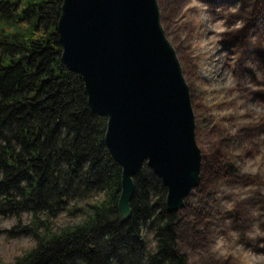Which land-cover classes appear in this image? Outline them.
<instances>
[{"label": "trees", "instance_id": "1", "mask_svg": "<svg viewBox=\"0 0 264 264\" xmlns=\"http://www.w3.org/2000/svg\"><path fill=\"white\" fill-rule=\"evenodd\" d=\"M61 2L0 0V212L30 213L29 225L9 232L36 242L8 264H188L179 211L166 209V188L145 163L130 216L119 219L121 168L104 141L106 118L61 60ZM73 211L80 222L53 228Z\"/></svg>", "mask_w": 264, "mask_h": 264}, {"label": "rangeland", "instance_id": "2", "mask_svg": "<svg viewBox=\"0 0 264 264\" xmlns=\"http://www.w3.org/2000/svg\"><path fill=\"white\" fill-rule=\"evenodd\" d=\"M158 3L162 26L190 89L195 136L205 164L199 185L178 213V247L188 264H239L238 252L224 259L210 251L222 239L229 251L242 245L259 261L264 257V247L259 246L264 243V0ZM203 4L207 9L197 7ZM237 5V12L232 13ZM221 19L229 28L238 20L244 23L213 44L208 25ZM198 41L205 47L195 46ZM219 158L232 167H222ZM245 166L256 168V173L242 171ZM30 216L28 212L20 217L0 212V222L15 218L11 230L20 231L29 225ZM82 218L78 211L60 212L53 228ZM33 241L31 233L14 235L0 229V260L12 262Z\"/></svg>", "mask_w": 264, "mask_h": 264}, {"label": "water", "instance_id": "3", "mask_svg": "<svg viewBox=\"0 0 264 264\" xmlns=\"http://www.w3.org/2000/svg\"><path fill=\"white\" fill-rule=\"evenodd\" d=\"M159 8L158 0H62L56 25L62 62L106 118L104 141L121 168L122 222L144 163L165 186L169 212L183 208L201 178L190 89Z\"/></svg>", "mask_w": 264, "mask_h": 264}, {"label": "clouds", "instance_id": "4", "mask_svg": "<svg viewBox=\"0 0 264 264\" xmlns=\"http://www.w3.org/2000/svg\"><path fill=\"white\" fill-rule=\"evenodd\" d=\"M197 7L201 8L202 10L207 9V5H197ZM239 5L237 7H234L231 9L232 13H236L238 10ZM205 19H208L207 12H205ZM244 21L238 20L234 25L231 26V28L226 26V22L224 20H216L208 25V31H210L213 34V44L217 43L219 40L223 39L222 34L227 31H235L243 26ZM197 47L204 48L205 44L203 42H197ZM234 86V85H233ZM257 111H261V109H257ZM259 123V121H257ZM244 172L251 171L253 174L256 173V168L249 169L247 166L242 169ZM230 210V209H229ZM17 223L15 218H11L8 220H5L3 222H0V229H8L11 230L13 226ZM259 230L257 229V232ZM249 238H251L252 233H248ZM238 238V237H237ZM259 246L264 247V243L260 244ZM31 247H36V242L33 241ZM210 251L213 253H216L217 258H224L227 259L229 255H232L233 257H236L237 252L239 253V264H264V257H261L259 261L256 260L255 256L256 254L252 253L250 250H246L243 248L242 245H238L237 249L235 251H229L225 247V242L222 239H218L211 247ZM5 264H8L6 261Z\"/></svg>", "mask_w": 264, "mask_h": 264}]
</instances>
